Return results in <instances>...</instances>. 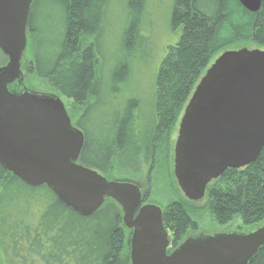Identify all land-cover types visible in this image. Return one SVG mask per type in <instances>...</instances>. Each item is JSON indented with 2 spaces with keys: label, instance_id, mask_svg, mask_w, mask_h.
Masks as SVG:
<instances>
[{
  "label": "trees",
  "instance_id": "trees-1",
  "mask_svg": "<svg viewBox=\"0 0 264 264\" xmlns=\"http://www.w3.org/2000/svg\"><path fill=\"white\" fill-rule=\"evenodd\" d=\"M108 1L33 0L27 73L71 101L70 116L85 135L83 164L107 177L138 160L147 166L149 181L162 177L170 251L200 225V208L182 194L169 165L173 133L217 55L240 43L264 49V0L256 13L239 0H174L170 28L181 31L180 39L160 62L147 107L135 97L124 100L126 88L118 83L129 81L127 63L117 64L107 88H100L105 80L94 37L107 24ZM129 2L144 4V0ZM48 8L54 13L52 25L41 21V13ZM136 35L132 24L123 43ZM108 99L113 116L105 112ZM151 196L145 190L143 201ZM204 199V208L220 225L238 221V228L250 229L262 224L264 149L250 165L228 168L213 180ZM122 218L121 208L110 198L94 214L82 216L46 185L29 186L0 164V264H129L130 235ZM252 264H264V245Z\"/></svg>",
  "mask_w": 264,
  "mask_h": 264
},
{
  "label": "water",
  "instance_id": "water-1",
  "mask_svg": "<svg viewBox=\"0 0 264 264\" xmlns=\"http://www.w3.org/2000/svg\"><path fill=\"white\" fill-rule=\"evenodd\" d=\"M33 0H0V164L32 187L46 185L68 208L90 216L107 198L133 229L129 264H252L264 222L246 231L195 232L171 251L163 207L143 204L141 187L83 164L84 132L56 92L27 87L22 59ZM252 13L263 0H239ZM264 149V49H227L207 68L181 116L174 175L186 198L205 197L228 168H244Z\"/></svg>",
  "mask_w": 264,
  "mask_h": 264
},
{
  "label": "rangeland",
  "instance_id": "rangeland-1",
  "mask_svg": "<svg viewBox=\"0 0 264 264\" xmlns=\"http://www.w3.org/2000/svg\"><path fill=\"white\" fill-rule=\"evenodd\" d=\"M205 2L207 1L205 0ZM41 3H44V1ZM108 3V11L110 12L107 17V24L103 31L94 37V42L96 43L100 53L101 62L103 63V77L105 82L100 88H107L105 85H109L108 83L110 82L112 69L116 67L117 64L127 63L129 67V81L125 84L123 82L118 83L119 88H126L123 93L124 100L130 97H135L142 101L143 106L145 105L147 107L154 90L155 77L160 62L167 54L169 47L176 45L180 39L181 31L177 30L176 32H173L170 28V18L174 0H144V4H141L140 6V3L131 5L129 0H109ZM210 6L213 7L212 5ZM44 7L45 6H43V9ZM40 16H42V23L48 21L52 25V21L55 20L51 8L44 10ZM132 24H135L137 35L128 43L124 44V33ZM242 47L250 49L258 48L253 44L240 43L229 46L227 49H239ZM27 49V52L25 51L22 59V70L24 72V82L26 86L34 90L53 92L52 88L46 86L33 74L31 75L27 73L28 64L30 62L29 44ZM217 57L218 55L215 59ZM6 62L7 57L0 51V65L5 64ZM61 97L66 103L70 114L73 107L71 101L63 95H61ZM111 105L112 100L110 99L105 105L108 107L105 112L109 116L114 115ZM119 105L121 106V103H119ZM115 109L116 108H114V110ZM183 112L184 110L182 111V114ZM72 118L75 121V117L73 116ZM179 123L180 120L172 136L173 149L171 163L169 165L173 171V175L174 146L178 136ZM121 173L127 174L123 175ZM107 178L111 180L131 181L138 184L143 192L145 190L151 192L152 196L147 200L148 202L163 207L164 202L162 201L164 200V196L167 195V191L161 187V180L163 179L161 177L157 178V180L149 181L147 166L144 163H141V161L138 162V160H136L130 165H125L120 169L117 168L110 173V175L108 174ZM204 198L195 201V205L200 208L197 216L200 225L199 230L196 232L203 231L205 233H218L232 230L244 232L248 229L242 226L241 228H238V225L240 224L238 221L231 225H220L219 223H216L204 208L206 203ZM170 235L169 232V237Z\"/></svg>",
  "mask_w": 264,
  "mask_h": 264
},
{
  "label": "flooded vegetation",
  "instance_id": "flooded-vegetation-1",
  "mask_svg": "<svg viewBox=\"0 0 264 264\" xmlns=\"http://www.w3.org/2000/svg\"><path fill=\"white\" fill-rule=\"evenodd\" d=\"M146 203H150V202H148V201H146V202H143V204H146ZM123 219V218H122ZM124 223V222H123ZM127 228V227H126ZM129 231H130V243H131V238H132V234H133V229H129V228H127ZM170 245L172 246V243L170 242ZM130 246H131V244H130Z\"/></svg>",
  "mask_w": 264,
  "mask_h": 264
}]
</instances>
